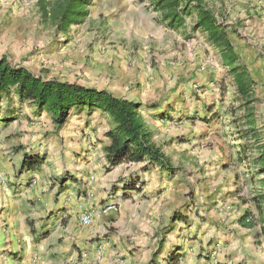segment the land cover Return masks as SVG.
<instances>
[{
    "label": "rangeland",
    "instance_id": "1",
    "mask_svg": "<svg viewBox=\"0 0 264 264\" xmlns=\"http://www.w3.org/2000/svg\"><path fill=\"white\" fill-rule=\"evenodd\" d=\"M40 1L0 0V58L7 56L13 65L46 79L112 86L116 95L138 101L137 76L156 69L171 99L163 114L168 123L156 127L145 104L142 112L174 169L145 160L108 170L106 132L113 123L100 109L73 112L59 123L15 93L2 97L0 264H70L69 249L79 239L61 227L68 223L64 214L74 209L94 218L86 228L91 245L102 246L117 234L119 244L132 247L128 253L151 240L161 260L170 250L176 257L215 258L224 264L219 254L235 229L230 219L257 213L255 198L264 193V174L258 167L250 171L235 155V145L244 141L237 125L246 130L249 124H235L233 110L243 115L242 100L226 76L219 50L202 28H167L145 0H93L84 22L68 33L45 22ZM213 7L255 81L250 105L262 137L251 143L259 148L264 146V67L258 59L264 61V33L259 35L264 0H215ZM255 19L262 20L255 25ZM195 20L188 18L189 27ZM26 154L42 156L43 162L36 169L22 168ZM120 199L128 205L127 217L116 223ZM108 206L110 226L102 227ZM135 207L140 218L132 232L119 234L130 226L128 215ZM224 233L228 237L217 249ZM257 241L264 255L263 242ZM179 243L183 254L176 252Z\"/></svg>",
    "mask_w": 264,
    "mask_h": 264
},
{
    "label": "trees",
    "instance_id": "2",
    "mask_svg": "<svg viewBox=\"0 0 264 264\" xmlns=\"http://www.w3.org/2000/svg\"><path fill=\"white\" fill-rule=\"evenodd\" d=\"M161 23L172 30L193 32L202 28L208 35V41L219 50L220 56L234 75L237 89L242 100L243 115L236 109L233 115L235 124L241 120L251 127L243 130L239 127L241 141L235 145V155L240 164L253 171L258 167L264 174V146L254 147L252 138L260 140L257 133L251 100L254 94L255 81L247 65L241 62L229 32L228 25L217 14L213 3L215 0H145ZM93 0H42L40 10L46 23L56 27L58 32L68 33L73 25L84 22ZM195 17V24L189 27L188 18ZM15 93L21 102H33L39 111L47 110L59 123L65 122L73 112L87 111L88 114L100 109L110 117L113 127L106 132L110 142L105 147L108 161L107 169L121 163H138L149 160L153 165L174 169L171 159L154 139V131L142 112L143 103L138 100L116 95L109 89L87 86L76 82L46 79L29 68L13 65L7 56L0 58V100ZM237 140V137L234 136ZM239 139V137H238ZM259 153L258 155L256 153ZM28 161L23 160L22 168L36 169L43 162V157L26 154ZM146 168V167H145ZM264 183V179H263ZM131 188V187H129ZM260 196V197H259ZM256 208L264 222V193L259 194ZM240 223L253 227L258 223L257 217L244 213ZM264 233V225L262 226ZM168 264H176L178 257L169 255Z\"/></svg>",
    "mask_w": 264,
    "mask_h": 264
},
{
    "label": "crops",
    "instance_id": "3",
    "mask_svg": "<svg viewBox=\"0 0 264 264\" xmlns=\"http://www.w3.org/2000/svg\"><path fill=\"white\" fill-rule=\"evenodd\" d=\"M255 20L256 21H254V24L256 25L262 19H255ZM255 31L256 28L254 29V32ZM259 33H260L259 35H262L264 31H261ZM255 34H257V31L256 33L250 34V36H252V38H255ZM252 38L248 37V40L249 42L252 43V45H255V42L254 41L252 42ZM139 39H143V37L137 38V40ZM160 41L161 38H159V42ZM258 59L260 63H262L263 65L262 67H264V61L261 62L263 57L260 56ZM222 63L226 68L225 69L227 72L226 76L228 78L230 77L229 79L233 81L234 85L237 88L234 75L231 73L229 67L224 64L223 60ZM249 70L251 72L250 68ZM137 78L138 80H140L141 83V85L137 86V90L140 93L139 98L141 99L140 101L146 105V109L151 115L150 117L151 122H153V124L156 127H157V123H160L162 126L163 124H167L168 123V122L166 123L167 118L163 116V114L166 113V108L169 107V104L171 103V99H168V97H166L165 94L166 91L164 90V85H163L164 83H162V81L160 80L158 71L155 69L154 72H152V70L149 72V69H144L137 76ZM102 88H106V87H102ZM106 89L110 90L113 88L112 86H107ZM254 92H255V87H254ZM253 118L255 121L254 128L257 131L256 128L257 119L255 118V116ZM202 120L206 121L207 119L202 117ZM147 122L149 124V121ZM249 127L251 126L249 125ZM109 128L110 127L108 126V129ZM151 128L154 131L153 126ZM210 128L213 130L214 128H216V126L215 125L210 126ZM257 133L259 132L257 131ZM154 136H155V131H154ZM104 158L106 160V157ZM115 167H118V165ZM120 201H121L119 206L120 217L117 219L116 223H122L124 220L123 216L127 217L125 206L127 207L128 210V205L121 204L122 200L120 199ZM109 209L104 211L103 218L101 219L102 227L110 226V224L108 223V218H110L109 214H111L112 211ZM67 214L68 215L66 214L64 215L67 216L66 218L68 220V223L66 225H63L61 228H66L68 232L72 234L74 239H79L76 240L77 246H75L73 249H69L70 264H168L169 262L168 259L171 253L170 250L168 251V255L164 256L162 260L159 259L158 254L155 251L156 249L154 250V244L151 243V240H149L146 243V246H142V247H138L137 245L134 246V249L136 250H133L132 253H128L129 251H131L132 247L130 246L124 247L118 243L117 239L120 240V237L117 234L108 236L102 246H100L99 243H94L91 245L89 242L86 241L91 236L89 231L86 230L88 226H84L81 223V217L84 215V213L78 209L76 210L74 209L73 211H69ZM251 214L255 215V217H257L258 220V223L253 227H246L242 225L239 221L241 216L238 219L235 218L230 219L234 222L232 224L235 229L231 235H228L229 238H231V241L230 244L227 246V249L226 250L223 249L219 254V258L222 259V262L224 264H264V255L258 252L260 250H258L257 247H259L260 249V245L256 244L258 242L257 240L259 239L260 241L263 242L262 244L264 245V233L262 232V226L264 225V222L261 224L263 219L261 220L258 210L256 214L255 213H251ZM128 217H129L128 220L130 221V226L126 231L123 232H121V230H117L119 234H126V233L128 234L129 232H132L133 224L140 218L137 207H135L134 209L133 208L130 209ZM228 236H225V233L224 235H222L223 238H221V240L218 241V244L216 246L217 249L219 248L221 249L223 247L222 243L225 240V238H227ZM179 245L180 243L176 245L177 247L176 252L183 254L184 250L182 251ZM227 251L230 252V254H228L225 257ZM60 260L63 261V259ZM216 260L217 259L215 258H210L208 261H205L204 258H197L194 256H187L183 254L178 256V260L176 264H217Z\"/></svg>",
    "mask_w": 264,
    "mask_h": 264
},
{
    "label": "built area",
    "instance_id": "4",
    "mask_svg": "<svg viewBox=\"0 0 264 264\" xmlns=\"http://www.w3.org/2000/svg\"><path fill=\"white\" fill-rule=\"evenodd\" d=\"M112 206H108V209L111 208ZM93 216H91L90 214H84L82 217H81V223L84 225V226H89L92 224L93 222Z\"/></svg>",
    "mask_w": 264,
    "mask_h": 264
}]
</instances>
